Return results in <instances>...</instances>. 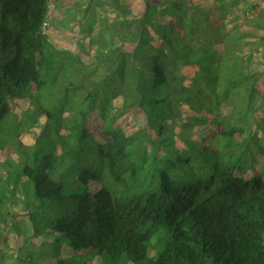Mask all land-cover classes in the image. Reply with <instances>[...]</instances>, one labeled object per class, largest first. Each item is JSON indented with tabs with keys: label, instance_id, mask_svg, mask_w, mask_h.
<instances>
[{
	"label": "trees",
	"instance_id": "trees-1",
	"mask_svg": "<svg viewBox=\"0 0 264 264\" xmlns=\"http://www.w3.org/2000/svg\"><path fill=\"white\" fill-rule=\"evenodd\" d=\"M71 1L70 30L50 0H0V149L40 126L0 175L1 195L33 199L29 236L53 247L29 263L264 264V0L55 10Z\"/></svg>",
	"mask_w": 264,
	"mask_h": 264
},
{
	"label": "rangeland",
	"instance_id": "rangeland-1",
	"mask_svg": "<svg viewBox=\"0 0 264 264\" xmlns=\"http://www.w3.org/2000/svg\"><path fill=\"white\" fill-rule=\"evenodd\" d=\"M51 4V10L48 16L49 20L55 19L54 22L56 24L64 23L67 28L70 30L75 25L77 19L82 18L81 10L74 4L73 2H69L71 7L68 10L58 12L55 10V0H50ZM114 15V11L110 8L105 7L102 10L95 11V20H101V19H109ZM98 21L94 25V29L96 30L98 28ZM46 30L49 32L50 35L54 36L56 39L64 40L65 37L64 34L59 31L58 29H54L52 24L48 23L46 26ZM72 35H67L65 39L73 40L71 37ZM84 70V69H82ZM61 82V81H60ZM12 104L13 110L16 112H22L26 109H29V112L32 111V108L29 107V104L25 101H15ZM31 109V110H30ZM33 132L28 133V135H22V140L20 144H15L13 142H8L6 144V147L0 149V175L5 176V171L3 170L2 164L4 163V160L7 158H10V156L15 160H20L21 157L18 155L17 151L20 149L22 152L24 151V146H29L33 144L35 137L38 135V132L40 130L39 125L35 126ZM1 147V146H0ZM148 148V147H147ZM41 149V147H39ZM42 154V150H37L35 147L29 149L28 151L24 152L27 153L28 157H31L35 154ZM34 152V153H33ZM9 153V155H8ZM24 156V155H23ZM148 157V154H147ZM248 173V172H247ZM246 176H250L248 173ZM107 188L110 189L111 187L114 190L121 189V185L114 183L108 176L104 178ZM28 180H22L19 181V185L21 188H28L29 192L33 191V185L31 182H26ZM95 183V182H94ZM104 183V182H103ZM73 184V182L71 183ZM3 184L0 183V188ZM75 185V184H74ZM105 185V186H106ZM30 186V188L28 187ZM99 185L98 184H92L88 186V190L93 193L94 189L96 190ZM20 188V189H21ZM111 190V189H110ZM113 191V190H112ZM81 192L78 187H70L66 188L65 194L67 195L65 200V207L66 209H70L73 206V199L71 197V194H78ZM9 196V197H8ZM31 196V195H30ZM32 201L33 199L30 198ZM25 196V194L17 189L14 193H11L10 191L6 192V195L0 194V264H30L31 259H27L26 256H32V254H35V259L40 260L41 254L46 255V251L53 250V247L45 246L43 248V251L40 249L42 246V240L44 238H38L36 240H33L32 237L29 235L31 234V229H29V223H28V211L31 209L32 204ZM39 202V201H38ZM40 203V202H39ZM50 204L48 202V207H46L44 210H42V213L50 214ZM33 211V209H32ZM50 216V215H46ZM16 226V227H15ZM17 227L21 228L22 235H19L17 231ZM43 264V263H42Z\"/></svg>",
	"mask_w": 264,
	"mask_h": 264
},
{
	"label": "clouds",
	"instance_id": "clouds-1",
	"mask_svg": "<svg viewBox=\"0 0 264 264\" xmlns=\"http://www.w3.org/2000/svg\"><path fill=\"white\" fill-rule=\"evenodd\" d=\"M50 7H51V4H50Z\"/></svg>",
	"mask_w": 264,
	"mask_h": 264
}]
</instances>
